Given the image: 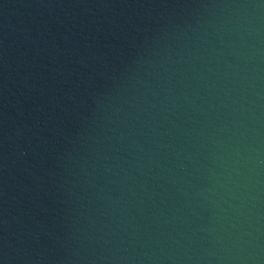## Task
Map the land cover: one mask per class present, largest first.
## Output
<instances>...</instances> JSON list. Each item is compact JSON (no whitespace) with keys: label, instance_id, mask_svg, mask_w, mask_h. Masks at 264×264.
Returning <instances> with one entry per match:
<instances>
[{"label":"water","instance_id":"water-1","mask_svg":"<svg viewBox=\"0 0 264 264\" xmlns=\"http://www.w3.org/2000/svg\"><path fill=\"white\" fill-rule=\"evenodd\" d=\"M0 264H264V0H0Z\"/></svg>","mask_w":264,"mask_h":264}]
</instances>
